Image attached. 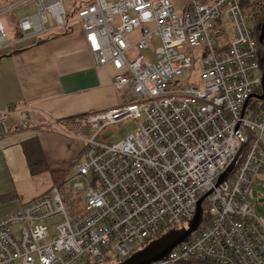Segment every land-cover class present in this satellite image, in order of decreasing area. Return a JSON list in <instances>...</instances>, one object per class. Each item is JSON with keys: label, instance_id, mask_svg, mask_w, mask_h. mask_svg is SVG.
<instances>
[{"label": "built area", "instance_id": "obj_1", "mask_svg": "<svg viewBox=\"0 0 264 264\" xmlns=\"http://www.w3.org/2000/svg\"><path fill=\"white\" fill-rule=\"evenodd\" d=\"M29 3L35 13L16 21V39L0 22V51L77 23L94 65L113 69L122 97L81 120L87 133L73 169L87 184L71 186L73 199L53 187L0 217V264L123 262L187 230L207 193L189 239L152 264H264V225L247 200L264 174V99L254 98L264 74V40L253 24L261 6L248 13L240 0H188L177 12L170 0H86L72 20L62 0H16L0 17ZM151 49L155 62L142 55ZM30 112L8 106L0 121L26 131ZM127 121L137 129L119 142L100 139ZM57 215L63 222L49 242L44 222Z\"/></svg>", "mask_w": 264, "mask_h": 264}, {"label": "crops", "instance_id": "obj_2", "mask_svg": "<svg viewBox=\"0 0 264 264\" xmlns=\"http://www.w3.org/2000/svg\"><path fill=\"white\" fill-rule=\"evenodd\" d=\"M2 21L9 23L10 39H16L18 20L0 17L5 27ZM113 76L111 67L94 65L77 23L0 51V112L8 106L31 109L26 131L14 129L12 119L0 121V217L48 195L57 177L65 187L70 183L75 164H66L82 160L84 115L120 105ZM27 142L37 145L43 162L36 165L27 155Z\"/></svg>", "mask_w": 264, "mask_h": 264}, {"label": "rangeland", "instance_id": "obj_3", "mask_svg": "<svg viewBox=\"0 0 264 264\" xmlns=\"http://www.w3.org/2000/svg\"><path fill=\"white\" fill-rule=\"evenodd\" d=\"M15 1L16 0L0 1V8L8 6L10 4H13V2H15ZM83 1H86V0H62L63 8H64L65 12L68 14V16L70 17V19H72V20L75 19L76 9L78 8L79 3L83 2ZM170 1H171L172 5L174 6V9L177 12L184 9L188 3V0H170ZM204 1H209V0H204ZM244 7L246 9L250 8V7H246V6H244ZM257 7H259V5ZM34 13H35L34 3H29V4L23 6L19 9H16L13 12L9 13V15H6L5 18H6V20H9V19H11V17H14L16 20H20V19L28 17ZM2 22L5 25L4 29L7 32L8 37L11 38V36L8 32L9 23L7 24L6 21H2ZM253 24H254V22H253ZM46 27L51 28L52 23L51 22L48 23V25ZM153 49H151L148 52L145 51L142 53V55L150 62H155ZM7 50H10V48L3 49L1 52L7 51ZM190 51L194 55L195 59H197L198 56L196 55L195 50H190ZM134 55H135L134 52L130 53V57H134ZM196 73H197V71H195V74ZM255 75H258V73L256 72ZM136 129H137V123L135 121L123 122L119 125H116V126H113V127H110V128H107L106 130H104L100 135V139L102 141H106L109 143H117L121 139H123L125 136H127L129 134V132L135 131ZM84 132H86V130ZM74 161L75 160L69 161V163H67L66 166H71L72 164H76V163H73ZM73 175H74V173L70 172V176L68 177V179H72V180L70 181L69 184L66 185L65 193L63 195L64 199L67 201L73 199L76 196V193L74 194L71 192V188H72L71 186H73L74 183L82 182L84 185L87 184V181L85 179L78 177V176L73 177ZM261 177H262V175H261ZM261 177H259L257 179L256 183L253 185V187L250 191V194L248 195L247 200H248L249 204L251 205L254 213L258 217V219L264 225V179H261ZM78 194H80V193H78ZM71 205H74V203H71ZM202 208L204 211L206 210V207L204 205ZM61 222H63V217L61 215H57V216H55V217L44 222V225L47 227V230L49 233V237H48L49 242L54 239L55 227H56V225L60 224ZM111 260L114 262L113 264L118 263V262H116V258L114 256H111Z\"/></svg>", "mask_w": 264, "mask_h": 264}, {"label": "water", "instance_id": "obj_4", "mask_svg": "<svg viewBox=\"0 0 264 264\" xmlns=\"http://www.w3.org/2000/svg\"><path fill=\"white\" fill-rule=\"evenodd\" d=\"M264 40V22L261 25L260 33L258 37V42L262 43ZM262 95L254 96V98L262 100L264 99V74L262 76ZM240 153L236 155L232 164L227 168V170L218 178L216 186H218L221 182L225 181L234 166L236 165L237 158ZM209 195L207 193L201 199H199L196 207L195 214L192 220L188 224L187 230H172L148 244L143 250L133 254L128 259L124 260L119 264H152L157 262L163 258H165L172 249L178 246L181 243L186 242L190 234L196 229V227L201 222L202 212H201V203L202 201Z\"/></svg>", "mask_w": 264, "mask_h": 264}, {"label": "trees", "instance_id": "obj_5", "mask_svg": "<svg viewBox=\"0 0 264 264\" xmlns=\"http://www.w3.org/2000/svg\"><path fill=\"white\" fill-rule=\"evenodd\" d=\"M241 4L246 7H250L251 10H255L257 6H261V10L259 13L256 14L255 17V30L256 32H260V28L262 23L264 22V0H254L252 3L248 2L247 0H240ZM263 54H264V44H260ZM262 67L264 68V57L262 59ZM25 152L27 153L28 156L32 157V160L35 162L36 165L40 164V162H43V157L38 151L37 145L33 143L27 142L25 145ZM57 180L59 181V177L55 179V188L59 189L62 195L65 193V184L63 181L57 183ZM62 189V190H61ZM114 262L111 259H108L106 264H113ZM119 263V262H118ZM117 263V264H118ZM122 263V261H120ZM197 263V262H194Z\"/></svg>", "mask_w": 264, "mask_h": 264}]
</instances>
